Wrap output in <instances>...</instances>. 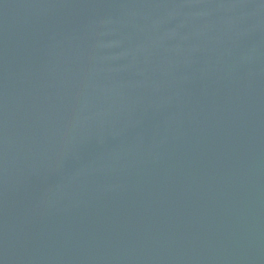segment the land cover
Segmentation results:
<instances>
[{"label":"water","instance_id":"obj_1","mask_svg":"<svg viewBox=\"0 0 264 264\" xmlns=\"http://www.w3.org/2000/svg\"><path fill=\"white\" fill-rule=\"evenodd\" d=\"M0 264H264V0H0Z\"/></svg>","mask_w":264,"mask_h":264}]
</instances>
